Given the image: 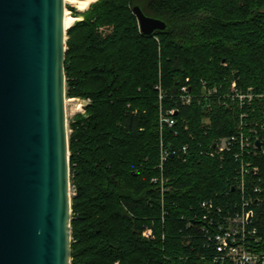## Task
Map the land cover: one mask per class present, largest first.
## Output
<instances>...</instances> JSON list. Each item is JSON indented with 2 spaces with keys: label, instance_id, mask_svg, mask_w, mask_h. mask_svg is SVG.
<instances>
[{
  "label": "trees",
  "instance_id": "obj_1",
  "mask_svg": "<svg viewBox=\"0 0 264 264\" xmlns=\"http://www.w3.org/2000/svg\"><path fill=\"white\" fill-rule=\"evenodd\" d=\"M133 5L166 29L141 33ZM70 8L80 19L66 30L65 96L90 100L69 122L71 264H218L198 222L187 224L201 200L236 197L229 158L200 151L236 132L241 108L185 105L180 89L186 77L196 94L203 82L220 89L236 77L241 90L264 94V0H97L84 12ZM171 108L175 123L160 127V110ZM160 140L188 145L186 159L179 151L165 163L163 193L151 181ZM259 171L264 197V163ZM255 210L264 232V204ZM145 227L151 238L142 236Z\"/></svg>",
  "mask_w": 264,
  "mask_h": 264
},
{
  "label": "water",
  "instance_id": "obj_2",
  "mask_svg": "<svg viewBox=\"0 0 264 264\" xmlns=\"http://www.w3.org/2000/svg\"><path fill=\"white\" fill-rule=\"evenodd\" d=\"M64 10L0 0V264H71ZM132 11L141 33L166 29Z\"/></svg>",
  "mask_w": 264,
  "mask_h": 264
},
{
  "label": "built area",
  "instance_id": "obj_3",
  "mask_svg": "<svg viewBox=\"0 0 264 264\" xmlns=\"http://www.w3.org/2000/svg\"><path fill=\"white\" fill-rule=\"evenodd\" d=\"M224 64V63H223ZM189 78H185V85L181 87L180 99L185 105L192 100L201 103L208 110L214 104L222 105L229 109L241 108L238 114L236 132L217 137L212 141L210 149H202L203 155L217 156L218 159L228 157L233 171L232 187L236 197H231L225 203L216 199L207 198L199 202V211L192 215L187 226L198 222L199 232L203 235L204 246L208 250V256L213 263L218 264H264V232L254 221L256 208L264 204L260 182V164L264 163V103H255L257 99L264 98V94L255 92L252 88L241 90L237 87V78L232 77L225 87L208 86L202 83L199 94L191 91L187 84ZM158 89V97L161 98V89ZM247 110H242L246 108ZM260 107L258 115L256 110ZM175 109L160 110L159 122L172 126L175 123L173 114ZM209 118L205 119L208 123ZM186 128V126H185ZM259 141L260 145L256 144ZM188 145L177 148L170 143L159 141V156L156 168L157 175L151 181L159 186L160 191L170 189L167 186V178L164 175L165 163L168 158L186 153ZM70 190L73 194L74 189ZM145 238L152 237V229L145 227L142 231Z\"/></svg>",
  "mask_w": 264,
  "mask_h": 264
},
{
  "label": "rangeland",
  "instance_id": "obj_4",
  "mask_svg": "<svg viewBox=\"0 0 264 264\" xmlns=\"http://www.w3.org/2000/svg\"><path fill=\"white\" fill-rule=\"evenodd\" d=\"M97 1V0H96ZM94 1V2H96ZM92 2V3H94ZM90 3V4H92ZM89 4V6H90ZM88 6V7H89ZM70 7H73V9L76 10L75 6L72 5V4H69V3H65V10H68L70 13H71V8ZM87 7V8H88ZM86 8V9H87ZM85 9V10H86ZM64 10V11H65ZM84 10V11H85ZM77 11V10H76ZM84 11H78V12H84ZM72 14V13H71ZM73 15V14H72ZM75 22V21H74ZM67 30V29H66ZM90 100L89 99H80V98H77V97H66L65 99V110H66V118H67V134L69 135V133L71 132V129L69 128V122L71 121V119L73 118V116L76 114V113H85V105L87 103H89ZM71 192V190H70ZM71 196H72V192H71ZM116 264V263H115Z\"/></svg>",
  "mask_w": 264,
  "mask_h": 264
},
{
  "label": "bare ground",
  "instance_id": "obj_5",
  "mask_svg": "<svg viewBox=\"0 0 264 264\" xmlns=\"http://www.w3.org/2000/svg\"><path fill=\"white\" fill-rule=\"evenodd\" d=\"M96 0H64L65 3H69L75 6L77 11H84L90 3ZM80 19V16H73L68 10L64 11V29H68L74 21Z\"/></svg>",
  "mask_w": 264,
  "mask_h": 264
}]
</instances>
